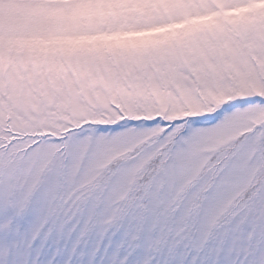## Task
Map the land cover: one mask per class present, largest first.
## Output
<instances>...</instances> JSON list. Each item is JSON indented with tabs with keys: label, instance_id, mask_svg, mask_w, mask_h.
<instances>
[{
	"label": "snow or ice",
	"instance_id": "snow-or-ice-1",
	"mask_svg": "<svg viewBox=\"0 0 264 264\" xmlns=\"http://www.w3.org/2000/svg\"><path fill=\"white\" fill-rule=\"evenodd\" d=\"M0 264H264V0H0Z\"/></svg>",
	"mask_w": 264,
	"mask_h": 264
}]
</instances>
